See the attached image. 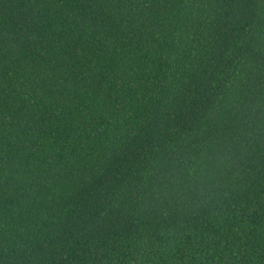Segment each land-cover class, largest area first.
Segmentation results:
<instances>
[{
	"label": "trees",
	"instance_id": "16d2710c",
	"mask_svg": "<svg viewBox=\"0 0 264 264\" xmlns=\"http://www.w3.org/2000/svg\"><path fill=\"white\" fill-rule=\"evenodd\" d=\"M0 264H264V0H0Z\"/></svg>",
	"mask_w": 264,
	"mask_h": 264
}]
</instances>
